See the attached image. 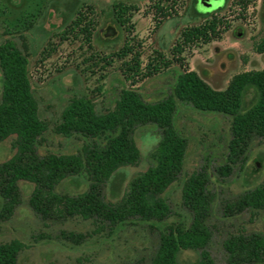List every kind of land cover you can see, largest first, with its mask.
<instances>
[{"label":"rangeland","instance_id":"obj_1","mask_svg":"<svg viewBox=\"0 0 264 264\" xmlns=\"http://www.w3.org/2000/svg\"><path fill=\"white\" fill-rule=\"evenodd\" d=\"M0 0V43L12 38L21 47L24 36L29 46L28 70L40 119L48 123L38 152L76 153L84 140L54 131L61 111L79 96L90 98L99 113L112 109L123 87L133 88L147 102L167 96L179 73L193 70L211 87L225 89L242 72L264 69V53L256 50L264 37L263 0H221L210 8L201 0ZM159 2V3H158ZM121 3L124 25L117 22L113 4ZM159 6L162 10L158 9ZM126 9V10H125ZM214 26L208 41L188 40L194 28ZM7 32H10L8 34ZM131 51H127V48ZM139 55L138 75L127 78V64ZM0 73V99H1ZM256 100L249 87L242 108ZM176 128L188 138L180 178L165 191L172 215L162 225L190 221L182 204V185L193 172L206 166L211 173L209 189L214 193L208 219L213 238L210 252L214 264H230L222 242L230 233L264 232V211H244L225 216L223 204L264 178V139L255 138L242 170L235 168L222 177L213 169L225 162L230 135V118L202 112L177 101ZM133 138L140 151L138 161L122 166L107 181V201L116 202L129 182L155 164L153 151L159 131L153 124L139 126ZM14 136L0 142V162L15 149ZM22 202L14 214L0 224V244L18 239L24 245L17 264H150L158 243V230L132 221L111 233L107 227L80 217L43 221L30 208L33 184L19 181ZM87 189L79 177H69L56 192L77 194ZM1 203V200H0ZM61 230L87 233L86 241L73 244L56 238ZM199 253L181 250L180 264H195Z\"/></svg>","mask_w":264,"mask_h":264},{"label":"trees","instance_id":"obj_2","mask_svg":"<svg viewBox=\"0 0 264 264\" xmlns=\"http://www.w3.org/2000/svg\"><path fill=\"white\" fill-rule=\"evenodd\" d=\"M113 8L117 22L124 25L121 3H114ZM209 32L212 35L215 32L213 25L194 28L187 38L204 37L208 41ZM20 38L21 47L12 38L0 43V142L14 136L15 149L10 158L0 162V224L21 204L19 181L26 180L33 184L28 204L43 221L80 217L98 223L96 230L107 227L109 233L128 222H144L158 230V243L150 264H180L179 252L188 249L199 253L195 264H214L209 248L213 231L208 219L215 196L209 189L211 173L206 166L190 174L182 185V204L189 211V223L177 221L161 226L172 215L164 193L180 178L189 143L175 126L177 101L198 111L230 118L226 159L213 169L222 177L229 176L236 167L243 169L254 139H264V69L239 73L222 90L211 87L197 72L185 70L179 73L164 98L147 102L135 89L123 87L113 108L103 113L96 111L90 98L74 97L61 111L54 131L66 137L76 135L84 140L83 145L76 153L41 155L38 144L48 123L38 115L28 70L29 46L24 36ZM256 50L264 53V37ZM139 68L137 55L133 63L127 64L126 77L138 75ZM249 87L256 91V100L243 109V95ZM147 124H153L159 131L152 154L155 164L129 182L120 200L107 201L104 194L107 181L118 168L138 161L140 151L133 133ZM69 177L83 179L87 189L77 194L56 192V186ZM247 210L264 211V178L254 188L223 204L225 216ZM87 237V233L64 230L56 235L57 239L73 244H80ZM23 247L18 239L1 243L0 264H17ZM222 247L230 264H264V232L230 233Z\"/></svg>","mask_w":264,"mask_h":264},{"label":"water","instance_id":"obj_3","mask_svg":"<svg viewBox=\"0 0 264 264\" xmlns=\"http://www.w3.org/2000/svg\"><path fill=\"white\" fill-rule=\"evenodd\" d=\"M221 0H201L202 4H204L205 6H208L210 8L218 5V3H220Z\"/></svg>","mask_w":264,"mask_h":264},{"label":"flooded vegetation","instance_id":"obj_4","mask_svg":"<svg viewBox=\"0 0 264 264\" xmlns=\"http://www.w3.org/2000/svg\"><path fill=\"white\" fill-rule=\"evenodd\" d=\"M219 4V3H218Z\"/></svg>","mask_w":264,"mask_h":264}]
</instances>
